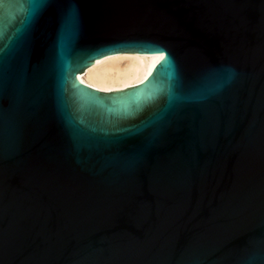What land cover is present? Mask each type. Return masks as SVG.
Here are the masks:
<instances>
[{
  "label": "water",
  "instance_id": "1",
  "mask_svg": "<svg viewBox=\"0 0 264 264\" xmlns=\"http://www.w3.org/2000/svg\"><path fill=\"white\" fill-rule=\"evenodd\" d=\"M0 264H264V0H0Z\"/></svg>",
  "mask_w": 264,
  "mask_h": 264
},
{
  "label": "bare ground",
  "instance_id": "2",
  "mask_svg": "<svg viewBox=\"0 0 264 264\" xmlns=\"http://www.w3.org/2000/svg\"><path fill=\"white\" fill-rule=\"evenodd\" d=\"M157 54L116 53L98 58L78 79L98 90H118L143 81Z\"/></svg>",
  "mask_w": 264,
  "mask_h": 264
},
{
  "label": "snow or ice",
  "instance_id": "3",
  "mask_svg": "<svg viewBox=\"0 0 264 264\" xmlns=\"http://www.w3.org/2000/svg\"><path fill=\"white\" fill-rule=\"evenodd\" d=\"M77 21V13L73 10H69L67 13V23L71 26H75ZM167 60V55L164 54L161 58V65L164 63V61ZM175 79V74H172V78ZM167 90L169 96H171V85H168L167 88L162 84L160 91H165ZM151 97H140V96H133L131 98H128L124 101H122L125 109L129 112L139 110Z\"/></svg>",
  "mask_w": 264,
  "mask_h": 264
}]
</instances>
